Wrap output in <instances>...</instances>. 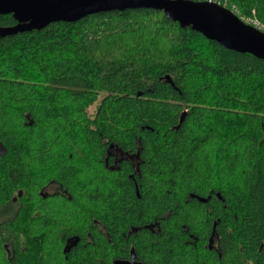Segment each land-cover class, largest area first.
Segmentation results:
<instances>
[{
	"label": "trees",
	"instance_id": "16d2710c",
	"mask_svg": "<svg viewBox=\"0 0 264 264\" xmlns=\"http://www.w3.org/2000/svg\"><path fill=\"white\" fill-rule=\"evenodd\" d=\"M12 200L0 264H264V60L148 7L0 35Z\"/></svg>",
	"mask_w": 264,
	"mask_h": 264
},
{
	"label": "water",
	"instance_id": "95a60500",
	"mask_svg": "<svg viewBox=\"0 0 264 264\" xmlns=\"http://www.w3.org/2000/svg\"><path fill=\"white\" fill-rule=\"evenodd\" d=\"M148 7L162 10L180 26L213 39L222 46L264 60V30L210 0H0V13H12L15 24L0 26V35L41 28L49 22L74 21L97 11ZM169 80V75H166ZM114 264H122L115 260Z\"/></svg>",
	"mask_w": 264,
	"mask_h": 264
},
{
	"label": "rangeland",
	"instance_id": "374dc122",
	"mask_svg": "<svg viewBox=\"0 0 264 264\" xmlns=\"http://www.w3.org/2000/svg\"><path fill=\"white\" fill-rule=\"evenodd\" d=\"M234 12V11H233ZM240 18V17H239ZM251 18H254L255 20H257V18L255 17V16H249V17H247V19H243V18H241L243 21H245V22H247V23H249V24H252L251 22H250V19ZM258 21V20H257ZM259 22V21H258ZM260 23V22H259ZM261 24V23H260ZM253 26H254V24H252ZM258 28V27H257ZM263 30V29H262ZM94 106H95V104H93V105H91L89 108H88V110L89 111H92L93 109H94ZM56 189V186L54 185V186H50L49 188H48V190H50V191H53V190H55ZM15 206H16V204H15V202L14 203H12V202H9L6 206H4V207H2V209H1V212H0V221L1 220H3V219H5V218H7V217H10V216H12V213H13V211H14V209H15Z\"/></svg>",
	"mask_w": 264,
	"mask_h": 264
},
{
	"label": "flooded vegetation",
	"instance_id": "af4514ba",
	"mask_svg": "<svg viewBox=\"0 0 264 264\" xmlns=\"http://www.w3.org/2000/svg\"><path fill=\"white\" fill-rule=\"evenodd\" d=\"M52 186H54V185H52ZM49 191H50V190H49ZM10 202H12V203L15 202V204H16L15 209H16L17 206H18L17 201L12 200V201H10ZM6 205H7V204H6ZM6 205H3L2 207L6 206ZM1 209H2V208H1ZM15 209H14V211H15ZM14 211H13V213H14ZM0 212H1V210H0ZM13 213H12V216H13ZM35 214H36V213H35ZM12 216H10V217H12ZM10 217H7V218L1 220L0 222H3L4 220L10 219ZM126 258H127V259H126ZM126 258H125V260H124V262H123L122 264H140L139 261L136 260V259L134 258L133 255H130V256L126 257Z\"/></svg>",
	"mask_w": 264,
	"mask_h": 264
},
{
	"label": "built area",
	"instance_id": "2783aa9c",
	"mask_svg": "<svg viewBox=\"0 0 264 264\" xmlns=\"http://www.w3.org/2000/svg\"><path fill=\"white\" fill-rule=\"evenodd\" d=\"M224 6V5H223ZM231 10V9H230ZM250 22L252 24H254L255 27H258L259 29H261L262 25L255 19H250Z\"/></svg>",
	"mask_w": 264,
	"mask_h": 264
},
{
	"label": "bare ground",
	"instance_id": "6f19581e",
	"mask_svg": "<svg viewBox=\"0 0 264 264\" xmlns=\"http://www.w3.org/2000/svg\"><path fill=\"white\" fill-rule=\"evenodd\" d=\"M232 11V10H231ZM233 12V11H232Z\"/></svg>",
	"mask_w": 264,
	"mask_h": 264
}]
</instances>
